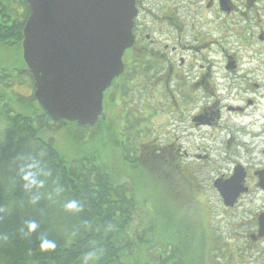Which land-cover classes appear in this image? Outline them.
I'll use <instances>...</instances> for the list:
<instances>
[{
  "label": "flooded vegetation",
  "instance_id": "flooded-vegetation-1",
  "mask_svg": "<svg viewBox=\"0 0 264 264\" xmlns=\"http://www.w3.org/2000/svg\"><path fill=\"white\" fill-rule=\"evenodd\" d=\"M135 8L133 42L97 126L113 129L132 165L158 163L162 178L196 190L192 179L208 175L227 214L255 206L264 196V0H135ZM236 173L244 191L230 206L219 186ZM260 215L264 201L250 216L257 244Z\"/></svg>",
  "mask_w": 264,
  "mask_h": 264
},
{
  "label": "trees",
  "instance_id": "trees-1",
  "mask_svg": "<svg viewBox=\"0 0 264 264\" xmlns=\"http://www.w3.org/2000/svg\"><path fill=\"white\" fill-rule=\"evenodd\" d=\"M14 1L18 10L0 1V264H209L214 249L205 253L201 236L194 247L192 224L167 205L154 204L151 226H137L135 214L146 200L135 196V173L111 172L106 164L84 159L69 161L53 138L39 135L53 119L34 92L12 89L15 78L27 77L34 90V80L21 68L2 66L20 55L26 67L22 41L29 7L27 0ZM14 102L25 112L15 111ZM97 127V134L112 138L108 126L92 128ZM115 138L116 147L122 145ZM120 158L132 163L124 154ZM72 200L82 210H65ZM28 222L36 223L35 230ZM45 241L55 250H41Z\"/></svg>",
  "mask_w": 264,
  "mask_h": 264
},
{
  "label": "water",
  "instance_id": "water-1",
  "mask_svg": "<svg viewBox=\"0 0 264 264\" xmlns=\"http://www.w3.org/2000/svg\"><path fill=\"white\" fill-rule=\"evenodd\" d=\"M23 57L34 95L54 121L96 126L107 117L105 91L123 71L132 45L135 0H27ZM239 174L219 186L232 206L242 190ZM264 236V215H260Z\"/></svg>",
  "mask_w": 264,
  "mask_h": 264
},
{
  "label": "rangeland",
  "instance_id": "rangeland-1",
  "mask_svg": "<svg viewBox=\"0 0 264 264\" xmlns=\"http://www.w3.org/2000/svg\"><path fill=\"white\" fill-rule=\"evenodd\" d=\"M0 1L10 4L11 7L18 10V5L14 0ZM2 66L9 69L22 68L20 55L5 59ZM14 82L15 85L12 89L15 92H22L26 95L33 92L29 78L18 77ZM13 108L15 111L25 112V109L17 102L13 103ZM49 123L51 127L42 130L39 135L44 139L53 138L55 147L65 159L69 161L84 159L86 162L106 164L111 172L121 173L125 169L127 172L137 175L139 188L135 196L139 200H146V203L140 206L135 214L137 226L150 227L154 217V204L157 205V208H161L160 205H167L168 209L170 208L184 217L185 224H192L194 231L197 232L191 236L194 247L197 246V241L201 239V236L206 243L205 253H212V249H214L208 260L209 264H264V242L257 244L250 237V234L255 230V226L251 225L250 216L262 205L264 196H254L255 206H247L245 210L240 209L242 211H239L238 214H227L222 208H219L218 198L211 191L208 175L192 179L195 185L198 184L199 190H196L193 184L191 187L187 185L188 188H185L173 176L162 178L163 175L160 174L162 169L158 163L154 166L146 164L144 168L140 167L139 172L137 168L141 166L140 164L132 165L130 163L127 165L123 163L124 160L120 158V153L117 151V144L115 145L116 136L109 125L107 126L112 135L111 139L109 137L105 139L97 134L101 131V128L98 127L95 129L92 127L91 129L83 128L72 122L62 124L51 121ZM151 134H154L153 130ZM263 145L264 143L261 144L260 149ZM209 149L213 156L220 153L215 150V147L211 146ZM261 157L264 160L263 153ZM147 166L154 168H147ZM208 202H212L213 210L209 208ZM154 254L156 255L155 251Z\"/></svg>",
  "mask_w": 264,
  "mask_h": 264
},
{
  "label": "clouds",
  "instance_id": "clouds-1",
  "mask_svg": "<svg viewBox=\"0 0 264 264\" xmlns=\"http://www.w3.org/2000/svg\"><path fill=\"white\" fill-rule=\"evenodd\" d=\"M26 180H29L30 183L35 184V180H31L29 179L28 176L25 177ZM65 210L67 211H80L82 210L79 205L78 202L76 200H72L70 201L68 204L65 205ZM29 228L30 230H35V228L37 227L35 222H28ZM55 244L49 241H45L44 243H42L41 245V250L43 251H49V250H55Z\"/></svg>",
  "mask_w": 264,
  "mask_h": 264
}]
</instances>
